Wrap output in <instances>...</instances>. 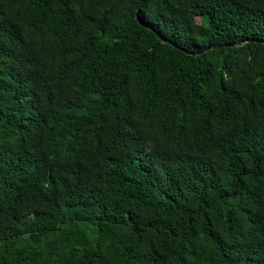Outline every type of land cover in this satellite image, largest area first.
Segmentation results:
<instances>
[{
	"label": "trees",
	"instance_id": "1",
	"mask_svg": "<svg viewBox=\"0 0 264 264\" xmlns=\"http://www.w3.org/2000/svg\"><path fill=\"white\" fill-rule=\"evenodd\" d=\"M0 264H264V0H0Z\"/></svg>",
	"mask_w": 264,
	"mask_h": 264
},
{
	"label": "water",
	"instance_id": "2",
	"mask_svg": "<svg viewBox=\"0 0 264 264\" xmlns=\"http://www.w3.org/2000/svg\"><path fill=\"white\" fill-rule=\"evenodd\" d=\"M136 18H137V20H138L142 25H144L145 27H147V28H149V29H152L151 26H149L148 24H146V23H144V22H142V21L140 20V18H139V14L136 15ZM159 36H160V35H159ZM164 41H166V40L164 39ZM250 41H253V40L251 39ZM248 42H249V41H242V42H239V43L229 44V46L238 47V46H242V45H244V44H246V43H248ZM214 48H215V47H208V48L205 49L204 51H207V50H209V49H214Z\"/></svg>",
	"mask_w": 264,
	"mask_h": 264
},
{
	"label": "rangeland",
	"instance_id": "3",
	"mask_svg": "<svg viewBox=\"0 0 264 264\" xmlns=\"http://www.w3.org/2000/svg\"><path fill=\"white\" fill-rule=\"evenodd\" d=\"M199 21V19H197Z\"/></svg>",
	"mask_w": 264,
	"mask_h": 264
}]
</instances>
